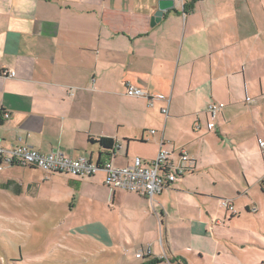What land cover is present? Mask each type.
Listing matches in <instances>:
<instances>
[{
  "label": "crops",
  "instance_id": "crops-1",
  "mask_svg": "<svg viewBox=\"0 0 264 264\" xmlns=\"http://www.w3.org/2000/svg\"><path fill=\"white\" fill-rule=\"evenodd\" d=\"M157 1L0 0V146L117 167L150 160L160 147L174 161L180 150L194 160L152 202L104 185L103 171L78 178L15 166L41 171L44 182L67 177L70 210L83 195L95 202L97 186L106 203L110 194L117 223L86 225L99 250L86 251L91 264L212 260L229 249L232 218L251 211L252 189H263L264 0H185L186 8L174 0L152 24ZM128 85L149 98L128 96ZM210 102L225 106L209 131ZM99 137L111 138L112 150L101 149ZM145 245L151 256L135 257Z\"/></svg>",
  "mask_w": 264,
  "mask_h": 264
},
{
  "label": "rangeland",
  "instance_id": "rangeland-1",
  "mask_svg": "<svg viewBox=\"0 0 264 264\" xmlns=\"http://www.w3.org/2000/svg\"><path fill=\"white\" fill-rule=\"evenodd\" d=\"M41 175V171L33 173L16 167L0 171V264H10L14 255L19 264H91L86 251L99 250L88 240L86 225L104 217L117 223V209H108L110 194L106 203L99 194L105 196L108 192L97 186L95 202L83 195L70 210L66 198L74 184L70 181L68 185L64 175L51 176L46 182L38 179ZM32 180H37L36 184L27 189L26 182ZM261 190L252 189L254 205L249 213L241 208L238 217L232 218L228 228L232 234L228 233V238L232 235L233 240L227 242L229 249L220 251L212 260H193L191 264H264ZM240 230L247 235L239 234Z\"/></svg>",
  "mask_w": 264,
  "mask_h": 264
},
{
  "label": "built area",
  "instance_id": "built-area-1",
  "mask_svg": "<svg viewBox=\"0 0 264 264\" xmlns=\"http://www.w3.org/2000/svg\"><path fill=\"white\" fill-rule=\"evenodd\" d=\"M185 0H180L184 3ZM5 76H12V72L3 73ZM128 96L149 98V95L141 89L128 85L126 87ZM225 105L220 102H210L207 105V112L210 120L207 129L214 130L218 114ZM161 113L167 115V107L161 108ZM8 117V114H5ZM199 126L196 125V129ZM153 132V131H151ZM259 147H264V142H259ZM194 160L189 154L180 150L177 159L174 161L170 152L160 147L154 158L143 160L136 156L132 162L121 167L112 165L110 161L94 162L86 157L72 158L60 151L51 150L41 153L32 147L18 143L8 147L0 146V170L5 167H32L45 173L66 174L72 177H90L97 171H103L104 185L112 189H121L128 192L138 193L145 196L152 202L154 195L175 181L178 177L188 173L193 168ZM221 205L232 213L235 212L233 204L229 199H221ZM152 250L149 245L139 248L135 257L142 258L151 256Z\"/></svg>",
  "mask_w": 264,
  "mask_h": 264
},
{
  "label": "water",
  "instance_id": "water-1",
  "mask_svg": "<svg viewBox=\"0 0 264 264\" xmlns=\"http://www.w3.org/2000/svg\"><path fill=\"white\" fill-rule=\"evenodd\" d=\"M174 7V0H158L157 1V10L153 14V22L159 21L166 10L172 9Z\"/></svg>",
  "mask_w": 264,
  "mask_h": 264
},
{
  "label": "trees",
  "instance_id": "trees-1",
  "mask_svg": "<svg viewBox=\"0 0 264 264\" xmlns=\"http://www.w3.org/2000/svg\"><path fill=\"white\" fill-rule=\"evenodd\" d=\"M185 1L183 3V7L186 8V6L184 5ZM184 9V8H183ZM99 146L101 147V149H103L105 152H108L109 150H112L113 148V140L111 138H106V137H99V139L97 140ZM98 162V161H97ZM264 180H261V187H262V182ZM262 189V188H261ZM264 191V189H262ZM157 260V259H156Z\"/></svg>",
  "mask_w": 264,
  "mask_h": 264
}]
</instances>
